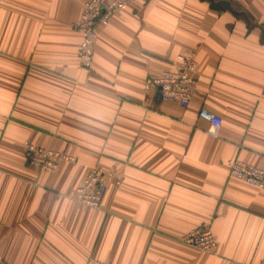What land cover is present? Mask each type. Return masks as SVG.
<instances>
[{
    "label": "crops",
    "instance_id": "0c3cea01",
    "mask_svg": "<svg viewBox=\"0 0 264 264\" xmlns=\"http://www.w3.org/2000/svg\"><path fill=\"white\" fill-rule=\"evenodd\" d=\"M87 0H0V264H258L264 189L229 161L264 169V0H136L98 32L92 68L71 25ZM197 63L187 108L147 79ZM221 120L216 138L198 118ZM24 142L74 162L26 163ZM99 168V209L68 195ZM208 226L216 246L181 243Z\"/></svg>",
    "mask_w": 264,
    "mask_h": 264
},
{
    "label": "built area",
    "instance_id": "2783aa9c",
    "mask_svg": "<svg viewBox=\"0 0 264 264\" xmlns=\"http://www.w3.org/2000/svg\"><path fill=\"white\" fill-rule=\"evenodd\" d=\"M136 0H87L78 21L71 25L80 38L76 52L80 66L90 71L100 29L106 27L110 19L118 12L132 5ZM264 26V18H263ZM179 67L174 71H165L157 78L147 79L146 91L159 93L161 101L178 104L187 108L194 93L196 81L194 74L197 63L192 52L178 56ZM198 118L207 123L206 134L216 138L221 120L204 108L199 109ZM22 150L29 167L42 173H54L62 165L74 162V158L62 151L45 149L30 142H24ZM231 178L242 181L254 189H264V169L243 161L233 160L227 163ZM106 193V177L99 168L91 169L82 183L73 189L68 197L75 203L90 209H99ZM181 243L199 252L212 253L216 246L214 236L208 226L197 228L181 239ZM264 264V258L260 263Z\"/></svg>",
    "mask_w": 264,
    "mask_h": 264
},
{
    "label": "water",
    "instance_id": "95a60500",
    "mask_svg": "<svg viewBox=\"0 0 264 264\" xmlns=\"http://www.w3.org/2000/svg\"><path fill=\"white\" fill-rule=\"evenodd\" d=\"M148 1V0H146ZM201 2H207L209 4V8L213 11H231V5L227 1H216V0H199ZM157 97H159V93H156Z\"/></svg>",
    "mask_w": 264,
    "mask_h": 264
}]
</instances>
